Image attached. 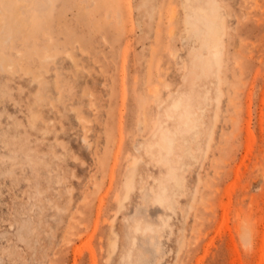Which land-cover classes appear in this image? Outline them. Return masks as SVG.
Wrapping results in <instances>:
<instances>
[{
  "label": "rangeland",
  "instance_id": "1",
  "mask_svg": "<svg viewBox=\"0 0 264 264\" xmlns=\"http://www.w3.org/2000/svg\"><path fill=\"white\" fill-rule=\"evenodd\" d=\"M218 1L223 82L165 207L158 140L198 52L184 0H0V264H264V0Z\"/></svg>",
  "mask_w": 264,
  "mask_h": 264
},
{
  "label": "bare ground",
  "instance_id": "2",
  "mask_svg": "<svg viewBox=\"0 0 264 264\" xmlns=\"http://www.w3.org/2000/svg\"><path fill=\"white\" fill-rule=\"evenodd\" d=\"M183 3L186 34L190 35L195 46L198 44V52L192 61L196 68L190 70L189 75L191 76V82L186 94L175 98L166 111L168 120H173L174 123L172 126L163 128L161 137L158 140L160 141L159 146L163 149L160 154V159L167 166V179L160 181L158 189L154 193V198L158 204L165 207H173L174 196L179 191H182L184 186L183 179L181 175H179V163H181L179 160L181 155L179 156V162L176 161L175 156H173L176 153L177 141H191L193 137V139H195V137L200 134V121L203 119V113L199 109H203L204 111V107L206 108L205 104L208 101V93L211 91L207 83H217L218 85L221 81L223 82L222 79L224 78L221 77V68L224 55L223 38L224 35H226V25L220 12L219 1L184 0ZM218 87H215V89L217 88L216 91L220 90V87ZM201 92L204 93L202 96L203 100H197L195 97L196 94L194 93ZM220 92H222V90L219 91V93ZM175 94L177 93L173 95ZM221 94L223 95L224 93L222 92ZM218 99L219 97L217 96L215 98L216 105H220ZM215 118V120H217L218 117ZM210 130L214 129L211 128ZM209 139H212L210 135ZM183 151L192 154V149L189 146L187 148L185 147ZM132 162L134 163L135 161L132 160ZM131 165L133 167L126 173L124 181V195L120 200L118 199L120 207L124 206V201H126L136 187V177L139 173L136 166L138 165L134 164V166L132 163ZM170 190H172L171 194L174 195L173 197H170L168 193ZM146 228L149 229V226H146ZM113 243V245H116L115 241ZM114 249L113 247V250Z\"/></svg>",
  "mask_w": 264,
  "mask_h": 264
}]
</instances>
